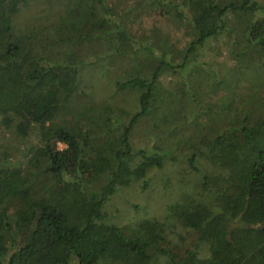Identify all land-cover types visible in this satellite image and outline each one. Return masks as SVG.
<instances>
[{
	"label": "trees",
	"instance_id": "obj_1",
	"mask_svg": "<svg viewBox=\"0 0 264 264\" xmlns=\"http://www.w3.org/2000/svg\"><path fill=\"white\" fill-rule=\"evenodd\" d=\"M47 14L51 23L41 20ZM232 21L240 67L255 47L264 54V0H0V78L20 67L22 89L13 110L0 106V132L25 144H0V264H140L153 249L166 254L160 229L140 238L134 228H96L114 190L162 166L167 153L156 146L130 167L132 129L149 115L173 146L184 125L201 121L207 131L183 139L190 168L200 158L210 170L201 212L184 220L197 234L179 264H264V94L248 87L249 101L233 106L213 94L218 84L183 76ZM102 56L116 71V90L137 94L134 113L84 89L82 72Z\"/></svg>",
	"mask_w": 264,
	"mask_h": 264
},
{
	"label": "rangeland",
	"instance_id": "obj_2",
	"mask_svg": "<svg viewBox=\"0 0 264 264\" xmlns=\"http://www.w3.org/2000/svg\"><path fill=\"white\" fill-rule=\"evenodd\" d=\"M33 10L34 5L31 2L30 8L22 11L18 19L19 26L25 20V16ZM54 18L55 16L50 14L41 16L44 23H51ZM237 22L232 21L223 37L210 41L205 48L201 49V58L199 56V59H203V63L192 61L183 68V76L188 78L189 81L203 82L205 85L218 84L217 86L214 85L216 90L213 94L219 99L221 98L220 100L223 103L227 101L228 97H231L232 101L230 103L233 106L243 105L246 101H249L251 93L247 90L248 87L255 93L261 92L264 94V88L261 89L264 86V54L261 53V50L255 47L252 53L243 56L241 59L243 63L240 67L237 61L233 62V59L235 60L234 54L237 56L241 51L240 40L238 41L240 34L236 31V28L240 25ZM103 57L99 59L102 66H90L82 72L81 83L85 87L84 89L92 95V100L112 101L117 108L122 107L129 115L134 113L138 107L137 94L133 90L125 89L121 92L116 90L113 84L116 71L114 67L106 65L109 57ZM119 59H126V57ZM129 62L131 64L135 63L134 60H129ZM206 63L210 68L204 67ZM192 65L201 68H194ZM118 66L122 69L126 65L121 66L118 64ZM211 68L216 70V74H213L215 71ZM19 69L21 68L16 66L9 76L0 78V106H4V104L6 106L11 105V110L17 104V96L22 90L20 87L18 88L21 71ZM119 77L126 79L128 75L122 74ZM193 85L195 86V84ZM201 94L203 95H200V97L203 99L208 93ZM252 96L255 95L252 94ZM219 99L217 100L219 101ZM116 113H118L117 110ZM155 117L154 115L143 116L134 125L130 142L135 153L130 167L133 169L142 161L140 150L150 154L154 152L156 146L157 149L158 146L165 147L164 151L167 153H164L165 158L162 166L153 165L146 170L142 178L133 179L127 186H120L114 190L109 195L102 210L105 218L96 221V228L102 227L103 224H112L128 234L136 230L135 236L140 238L148 236L145 232L147 228L151 230L160 229L165 239L160 243H156H158V247L167 250V253L164 254L157 249H153L149 258L140 261V264H179L185 249L190 246L197 234L195 230L184 225V220L190 214L196 213L193 211L201 212L200 204L205 203V195L207 194L202 188L203 172L210 170V167L204 164L200 158H197L196 163L198 169L190 168L188 158L191 150L187 141L184 142L183 139H187L189 135L197 137L198 128L201 131L200 133H207V131L206 129L203 131L201 121H198L196 129H194L195 127L184 129L186 126L184 125L178 133L181 143L173 146L170 144L174 140L171 139L165 128L162 130L158 127H152V124H150L158 122ZM0 144L13 145L15 149L19 148L21 150L25 145L9 141L1 132ZM59 146L63 147L62 144H59ZM170 146L172 147L168 149ZM26 147H28V143H26ZM197 207L200 208L199 211L196 209ZM93 262L95 264H106L105 262H108L109 264V260L105 261L104 258H96Z\"/></svg>",
	"mask_w": 264,
	"mask_h": 264
}]
</instances>
